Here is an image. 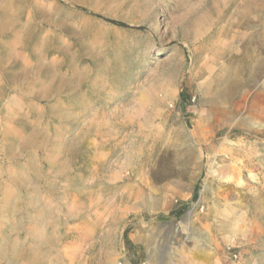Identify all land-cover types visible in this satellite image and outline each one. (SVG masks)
<instances>
[{"label":"rangeland","instance_id":"rangeland-1","mask_svg":"<svg viewBox=\"0 0 264 264\" xmlns=\"http://www.w3.org/2000/svg\"><path fill=\"white\" fill-rule=\"evenodd\" d=\"M4 172L0 264H264V0H0Z\"/></svg>","mask_w":264,"mask_h":264},{"label":"crops","instance_id":"crops-1","mask_svg":"<svg viewBox=\"0 0 264 264\" xmlns=\"http://www.w3.org/2000/svg\"><path fill=\"white\" fill-rule=\"evenodd\" d=\"M30 192L34 193H41L38 190L34 189V187H30ZM17 178L16 175H11L10 173L4 172L0 175V246H4V239H5V230L3 228V210L2 208L5 207V203H8V208L11 210V218H10V227L8 230L7 235H14L19 236L20 234V227L18 221V205H17ZM14 201V202H13ZM8 237V236H7ZM47 238V237H46ZM47 243H51V239H48ZM2 254V252H1ZM36 257L41 258V255H36ZM1 259V257H0ZM145 264H159L154 263L150 259L147 260Z\"/></svg>","mask_w":264,"mask_h":264},{"label":"bare ground","instance_id":"bare-ground-1","mask_svg":"<svg viewBox=\"0 0 264 264\" xmlns=\"http://www.w3.org/2000/svg\"><path fill=\"white\" fill-rule=\"evenodd\" d=\"M10 22V21H9ZM10 24H11V22L10 23H6L5 24V28H8V27H10ZM11 42H17V39H15L14 41H11ZM11 44V43H10ZM45 62V61H44ZM31 70V69H30ZM69 78V77H68ZM230 88V87H229ZM223 91V90H222ZM225 91V90H224ZM223 91V92H224ZM230 91V90H229ZM226 92H227V90H226ZM227 94H228V92H227ZM214 95H215V93H214ZM41 200V199H40ZM6 209V208H5ZM46 213V212H45ZM32 220V219H31ZM38 222H40V220H38V218H36L35 220H34V223L35 224H38ZM40 224V223H39Z\"/></svg>","mask_w":264,"mask_h":264},{"label":"trees","instance_id":"trees-1","mask_svg":"<svg viewBox=\"0 0 264 264\" xmlns=\"http://www.w3.org/2000/svg\"><path fill=\"white\" fill-rule=\"evenodd\" d=\"M107 22L109 21L110 23H112V24H115V25H117V26H119V27H122V28H126V27H128V25L126 24H123V23H119V22H116V21H114V20H111V19H108V20H106Z\"/></svg>","mask_w":264,"mask_h":264}]
</instances>
